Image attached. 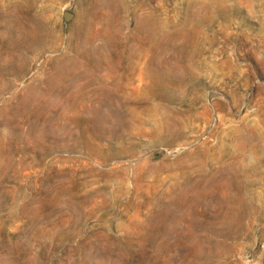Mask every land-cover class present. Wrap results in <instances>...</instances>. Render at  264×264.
<instances>
[{"label": "rangeland", "instance_id": "374dc122", "mask_svg": "<svg viewBox=\"0 0 264 264\" xmlns=\"http://www.w3.org/2000/svg\"><path fill=\"white\" fill-rule=\"evenodd\" d=\"M0 264H264V0H0Z\"/></svg>", "mask_w": 264, "mask_h": 264}, {"label": "water", "instance_id": "95a60500", "mask_svg": "<svg viewBox=\"0 0 264 264\" xmlns=\"http://www.w3.org/2000/svg\"><path fill=\"white\" fill-rule=\"evenodd\" d=\"M73 14L72 13H70V12H65L64 13V20L66 21V22H69L72 18H73Z\"/></svg>", "mask_w": 264, "mask_h": 264}]
</instances>
